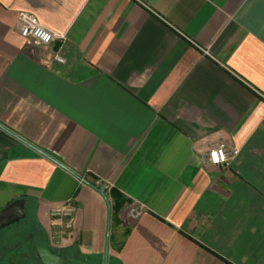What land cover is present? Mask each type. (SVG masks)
Returning <instances> with one entry per match:
<instances>
[{
  "label": "crops",
  "instance_id": "1",
  "mask_svg": "<svg viewBox=\"0 0 264 264\" xmlns=\"http://www.w3.org/2000/svg\"><path fill=\"white\" fill-rule=\"evenodd\" d=\"M23 11L66 39L29 43ZM220 142L240 149L228 165L207 161ZM0 151V210L28 199L71 264H104L107 243L108 264H264V0H0ZM84 179L142 215L125 203L109 227Z\"/></svg>",
  "mask_w": 264,
  "mask_h": 264
},
{
  "label": "built area",
  "instance_id": "2",
  "mask_svg": "<svg viewBox=\"0 0 264 264\" xmlns=\"http://www.w3.org/2000/svg\"><path fill=\"white\" fill-rule=\"evenodd\" d=\"M18 29L20 34L29 43L37 45H50L56 39L61 41L66 39L65 34L56 33L42 25L37 17L31 12L23 11L19 14ZM55 58L60 62H66V59L59 54H56ZM239 152V148L229 146L225 142H220L209 149L207 161L212 165H228L237 157ZM102 187L106 190L108 185H103ZM128 207L127 215L131 219L139 218L144 211L143 205L133 202L132 200L129 202ZM76 210L77 207L75 200L72 197L51 208V214L59 227L60 237H63L62 233L73 232L76 220Z\"/></svg>",
  "mask_w": 264,
  "mask_h": 264
},
{
  "label": "water",
  "instance_id": "3",
  "mask_svg": "<svg viewBox=\"0 0 264 264\" xmlns=\"http://www.w3.org/2000/svg\"><path fill=\"white\" fill-rule=\"evenodd\" d=\"M18 137V136H16ZM31 147H34L30 143H28ZM38 152L46 155L43 151L39 150L38 148H35ZM8 156L7 151H0V160L5 159ZM57 162V161H56ZM59 163V162H57ZM60 164V163H59ZM62 165V164H60ZM66 170L73 173L78 178L82 179L83 177L79 174H76L66 166L62 165ZM85 183L93 187L95 190H97L99 193L102 194V196L105 198L108 208H109V227L111 223V202L106 194L104 187L98 186L95 183L84 179ZM29 204V200L25 198H19L11 203H9L7 206L2 208L0 210V229L4 228L6 226L12 225L16 222H19L22 219H25L28 215L27 213V205ZM35 256L39 260L40 264H67L69 260L65 259L63 253L61 250H56L52 246H42L41 244H36L34 247ZM108 257H109V243H107L106 250H105V263L108 264Z\"/></svg>",
  "mask_w": 264,
  "mask_h": 264
},
{
  "label": "rangeland",
  "instance_id": "4",
  "mask_svg": "<svg viewBox=\"0 0 264 264\" xmlns=\"http://www.w3.org/2000/svg\"><path fill=\"white\" fill-rule=\"evenodd\" d=\"M30 213V212H29ZM34 217L28 214L25 219L0 229V258L6 260L9 251H30L33 253L38 242ZM43 246V244H41ZM71 264V263H67Z\"/></svg>",
  "mask_w": 264,
  "mask_h": 264
},
{
  "label": "trees",
  "instance_id": "5",
  "mask_svg": "<svg viewBox=\"0 0 264 264\" xmlns=\"http://www.w3.org/2000/svg\"><path fill=\"white\" fill-rule=\"evenodd\" d=\"M105 192H107V194L109 195V197L111 198V208H112V218L116 219L119 221L120 217V212L123 208V206L125 205V203L131 202L130 198H127L124 196V194L122 192H120L118 189L111 187L109 188V190H105ZM65 259L72 261V254H70L71 252H68L66 250H61ZM35 253V251L33 250V254Z\"/></svg>",
  "mask_w": 264,
  "mask_h": 264
},
{
  "label": "flooded vegetation",
  "instance_id": "6",
  "mask_svg": "<svg viewBox=\"0 0 264 264\" xmlns=\"http://www.w3.org/2000/svg\"><path fill=\"white\" fill-rule=\"evenodd\" d=\"M58 250H60V249H58ZM62 250V249H61ZM0 262H1V258H0Z\"/></svg>",
  "mask_w": 264,
  "mask_h": 264
}]
</instances>
